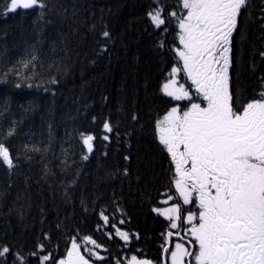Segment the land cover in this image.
<instances>
[{
  "label": "trees",
  "instance_id": "obj_1",
  "mask_svg": "<svg viewBox=\"0 0 264 264\" xmlns=\"http://www.w3.org/2000/svg\"><path fill=\"white\" fill-rule=\"evenodd\" d=\"M8 2L0 0V142L16 166L0 164V246L27 254L45 243L59 259L78 232L102 245L103 264L133 255L160 264L167 221L152 209L163 207L171 174L154 127L178 103L162 91L174 33L150 25L154 0H43V9L5 16ZM262 15L264 0H248L234 39L233 90L243 103L264 91ZM81 132L96 137L90 154ZM112 223L130 234L127 243Z\"/></svg>",
  "mask_w": 264,
  "mask_h": 264
},
{
  "label": "snow or ice",
  "instance_id": "obj_2",
  "mask_svg": "<svg viewBox=\"0 0 264 264\" xmlns=\"http://www.w3.org/2000/svg\"><path fill=\"white\" fill-rule=\"evenodd\" d=\"M154 4L146 14L150 25L162 35L170 30L174 33L169 51L175 63L162 91L172 101L185 102L168 108L154 127L171 174L169 190L163 193L167 199L162 202L171 204L152 209L167 221L166 231L161 233L160 264H264V91L240 102L230 71L235 59L234 32L248 0H176L174 5L154 0ZM45 7L43 0H10L3 15ZM101 36L110 39L108 31ZM164 43L157 46L163 48ZM259 55L264 58V52ZM181 74L185 83L180 82ZM103 129L112 132L108 121ZM80 137L83 149L92 153L96 137L85 132ZM101 139L108 141L109 136ZM82 159L87 160L88 155ZM0 164L8 169L16 166L2 142ZM100 217L107 226L109 217L103 211ZM111 228L125 243L130 240V234L115 223ZM44 239L50 243L47 234ZM101 247L91 236L76 232L68 237L59 259L45 243L27 254L0 246V258H4L2 264L8 255L12 264H29L32 257L39 264H94L92 258L104 260L96 251ZM127 264L152 261L133 255Z\"/></svg>",
  "mask_w": 264,
  "mask_h": 264
},
{
  "label": "rangeland",
  "instance_id": "obj_3",
  "mask_svg": "<svg viewBox=\"0 0 264 264\" xmlns=\"http://www.w3.org/2000/svg\"><path fill=\"white\" fill-rule=\"evenodd\" d=\"M179 79H180V77H179ZM180 82H181V80H180ZM182 83V82H181ZM118 228H120V227H118ZM122 231H125L124 229H122V228H120ZM127 232V231H126ZM88 247L89 248H91L92 247V245H88ZM104 248L103 247H101V248H99V249H96V251H98L99 252V254L101 253V250H103ZM81 251L83 252V249H81ZM86 254V253H85ZM93 259V261H94V264H99V263H97V261L95 260V258H92ZM139 259V258H138ZM129 260V259H128ZM127 260V261H128ZM153 264V263H152Z\"/></svg>",
  "mask_w": 264,
  "mask_h": 264
},
{
  "label": "flooded vegetation",
  "instance_id": "obj_4",
  "mask_svg": "<svg viewBox=\"0 0 264 264\" xmlns=\"http://www.w3.org/2000/svg\"><path fill=\"white\" fill-rule=\"evenodd\" d=\"M243 12V11H242ZM242 15V14H241ZM240 20H241V16H240ZM239 25L240 24H238V27H239ZM236 33H237V31L236 32H234V39H235V37H236ZM233 55H234V45H233ZM234 67V66H233ZM232 70H233V68L230 70L231 72H232ZM232 75H233V73H232ZM186 86H187V84H186ZM233 88V87H232ZM247 102V101H246ZM245 102V103H246Z\"/></svg>",
  "mask_w": 264,
  "mask_h": 264
}]
</instances>
